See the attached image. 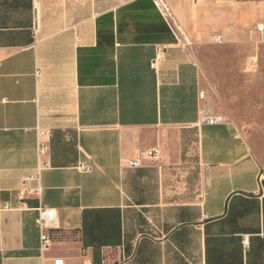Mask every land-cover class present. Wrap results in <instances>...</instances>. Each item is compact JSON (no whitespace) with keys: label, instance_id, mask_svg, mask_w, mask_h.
Returning <instances> with one entry per match:
<instances>
[{"label":"crops","instance_id":"crops-1","mask_svg":"<svg viewBox=\"0 0 264 264\" xmlns=\"http://www.w3.org/2000/svg\"><path fill=\"white\" fill-rule=\"evenodd\" d=\"M165 2L191 43L153 0H0V264H264V154L196 56L264 0ZM144 149L160 161L126 164Z\"/></svg>","mask_w":264,"mask_h":264},{"label":"rangeland","instance_id":"rangeland-1","mask_svg":"<svg viewBox=\"0 0 264 264\" xmlns=\"http://www.w3.org/2000/svg\"><path fill=\"white\" fill-rule=\"evenodd\" d=\"M196 56L209 76L212 107L239 123L253 148L264 154V44L246 32L234 45L209 39Z\"/></svg>","mask_w":264,"mask_h":264},{"label":"built area","instance_id":"built-area-1","mask_svg":"<svg viewBox=\"0 0 264 264\" xmlns=\"http://www.w3.org/2000/svg\"><path fill=\"white\" fill-rule=\"evenodd\" d=\"M154 5L159 10L160 14L163 15L166 23L170 27V29L175 30V32L178 34L180 39L185 43L186 39L184 38V34L182 30L180 29L177 20L175 18L174 13H172L169 5L165 2V0H153ZM35 25L37 24V14L35 13ZM250 38H254L264 44V23H256L252 26V28L248 32ZM213 42L220 44L222 42L223 37L221 34H216L213 36ZM160 53H157L155 60L159 57ZM253 61L255 59H252ZM224 117L222 116H206L205 119H203L204 123L209 124H215L219 121H222ZM42 135H45V133L41 132ZM38 150L39 153L43 152L45 145L42 142H38ZM161 159L160 153L156 149H144L137 152L136 156L132 158H125L124 161L129 166L138 167L141 166L145 160H151L153 162H159ZM44 167H49V164H44ZM79 170L89 171V168L84 166L83 164L79 165ZM10 206L8 203L3 204L1 210L3 209H9ZM57 220V211L53 208L49 209L44 206L37 207V217L35 218V224L37 225L39 229V239H40V245H39V251L42 252L46 247L50 245L52 242V232L51 229H54L55 222ZM244 242H248V238H244ZM52 264H64L63 259L61 258H55L52 260ZM81 264H92L89 260H84L81 262Z\"/></svg>","mask_w":264,"mask_h":264},{"label":"trees","instance_id":"trees-1","mask_svg":"<svg viewBox=\"0 0 264 264\" xmlns=\"http://www.w3.org/2000/svg\"><path fill=\"white\" fill-rule=\"evenodd\" d=\"M55 229H51V232L54 233Z\"/></svg>","mask_w":264,"mask_h":264},{"label":"water","instance_id":"water-1","mask_svg":"<svg viewBox=\"0 0 264 264\" xmlns=\"http://www.w3.org/2000/svg\"><path fill=\"white\" fill-rule=\"evenodd\" d=\"M262 184L264 185V181L262 182Z\"/></svg>","mask_w":264,"mask_h":264}]
</instances>
